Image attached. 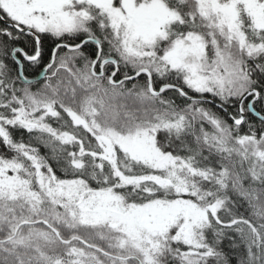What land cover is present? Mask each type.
Returning a JSON list of instances; mask_svg holds the SVG:
<instances>
[{
    "label": "snow or ice",
    "instance_id": "obj_1",
    "mask_svg": "<svg viewBox=\"0 0 264 264\" xmlns=\"http://www.w3.org/2000/svg\"><path fill=\"white\" fill-rule=\"evenodd\" d=\"M0 264H264V0H0Z\"/></svg>",
    "mask_w": 264,
    "mask_h": 264
}]
</instances>
